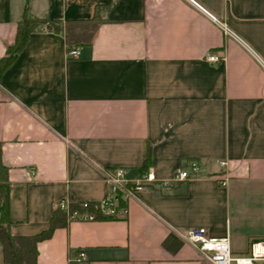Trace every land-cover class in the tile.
I'll list each match as a JSON object with an SVG mask.
<instances>
[{
    "label": "crops",
    "instance_id": "crops-1",
    "mask_svg": "<svg viewBox=\"0 0 264 264\" xmlns=\"http://www.w3.org/2000/svg\"><path fill=\"white\" fill-rule=\"evenodd\" d=\"M26 6L61 30L33 31L0 82L14 234L47 228L62 198L102 200L105 168L138 176L149 146L157 177L202 166L145 187L119 217L57 227L37 264L79 250L76 264H213L189 229L238 252L264 238V0H0V57Z\"/></svg>",
    "mask_w": 264,
    "mask_h": 264
},
{
    "label": "built area",
    "instance_id": "built-area-1",
    "mask_svg": "<svg viewBox=\"0 0 264 264\" xmlns=\"http://www.w3.org/2000/svg\"><path fill=\"white\" fill-rule=\"evenodd\" d=\"M80 47H72L68 50L69 55L78 56ZM210 60L218 61V54H210ZM225 163V162H223ZM201 163L197 159L190 160L188 166L178 169L171 177H157L152 169L142 171L138 176H132L128 168L116 166L105 168L106 179L109 184V192L105 198L99 200L96 205L98 211L105 215L120 216L128 211L129 199L136 196L142 189L148 186L169 187L174 182L192 178L200 173ZM224 179L222 183H226ZM58 205L69 211V199L62 198ZM83 205L89 206V200H84ZM71 217L83 219H97L96 211H75ZM188 241L196 246L205 258L213 264H264V238L253 240L249 249L244 252L235 251L232 247L229 235L216 236L208 232L205 226H197L189 229ZM71 261L83 262L86 260V252L79 250L70 257Z\"/></svg>",
    "mask_w": 264,
    "mask_h": 264
},
{
    "label": "trees",
    "instance_id": "trees-1",
    "mask_svg": "<svg viewBox=\"0 0 264 264\" xmlns=\"http://www.w3.org/2000/svg\"><path fill=\"white\" fill-rule=\"evenodd\" d=\"M48 24L53 25L54 29L59 31L61 26L55 20L47 17L34 16L28 13V6L22 19L18 23L16 40L8 45L6 53L0 57V82L4 71L14 62L19 52L26 46L30 34L40 28H46ZM152 161V149L148 148V165L143 170L149 169ZM84 200L69 199V211L61 205H57L54 210L50 225L39 232L32 234H14L11 230V203H10V180L9 168L2 158V144L0 141V240L3 244L4 259L11 264H37L38 261V242L50 237L57 227L65 226L71 219L70 215L75 211L97 212V219L116 218L119 216L105 215L97 210L96 205L99 200H89V206L83 205ZM78 252V251H77ZM80 263L72 261V264Z\"/></svg>",
    "mask_w": 264,
    "mask_h": 264
}]
</instances>
